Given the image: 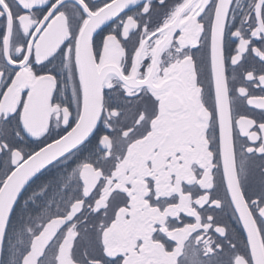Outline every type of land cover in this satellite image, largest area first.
<instances>
[{"label":"snow or ice","instance_id":"1","mask_svg":"<svg viewBox=\"0 0 264 264\" xmlns=\"http://www.w3.org/2000/svg\"><path fill=\"white\" fill-rule=\"evenodd\" d=\"M0 264H264V0H0Z\"/></svg>","mask_w":264,"mask_h":264}]
</instances>
